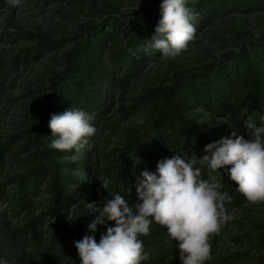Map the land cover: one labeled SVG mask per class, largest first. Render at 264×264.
<instances>
[{"label": "trees", "instance_id": "1", "mask_svg": "<svg viewBox=\"0 0 264 264\" xmlns=\"http://www.w3.org/2000/svg\"><path fill=\"white\" fill-rule=\"evenodd\" d=\"M7 6L6 0H0V10ZM188 6L195 7L199 12V17L194 22L197 34L231 13L264 10V0H197L195 4L193 0H188ZM156 14L159 20V10ZM157 23L140 29L125 28L123 34L120 31L123 22L117 17L108 16L99 23L87 24L73 48L64 54V71L51 82L52 93L44 100L42 120L34 142L41 143V138L51 135L52 131L48 127L51 115L61 113L69 107L86 110L92 116L90 123L97 130L101 120L107 116L112 103L109 98L115 89L128 88L149 62L161 56L158 50L145 53L140 47L141 41L150 39L154 34ZM14 35L26 41L32 37L22 31ZM35 37L39 40L37 47L20 51L13 57V63H20V58L23 62L29 61L30 53L33 59H39L48 52L61 49L64 42L44 36ZM125 38L127 41H124ZM96 81L101 83L98 92L92 89V84ZM103 88L109 93L103 92ZM159 91H166V95L176 99V108L180 107L178 111L175 108L164 112L148 130L136 136L125 148L107 154L99 152L101 160L98 161L104 166V171L98 174L95 182L85 180L82 184H73L81 193L67 192L68 183L74 178L63 173L66 166L60 161L68 152L52 149L49 147L50 143L42 148L37 147L35 156L39 157V161L31 170L18 178L0 183V223L14 240L21 238L23 242L29 241L35 246L30 252H25L28 251L25 248L21 259L23 264H80L77 249L71 245L74 234L78 232L77 240L84 235H94L99 242L106 227L98 225L93 233L68 219L65 209L73 206L75 200L85 203L87 197L109 198L118 192L130 204H134L137 202L135 174H141L144 169L155 171L158 160L171 157L175 152L184 154L186 159L190 156L202 158L207 143L212 142L215 137L230 135L234 130L248 138L244 120L251 117L259 124L264 118V39L244 43L239 54H225L217 63L199 73L177 74L172 86ZM192 105L206 113L217 115L225 124L205 133L204 124L187 119L183 114L184 111L193 109ZM94 137L95 134L88 137L86 144L92 142ZM17 141L16 138H11L0 145V164L5 155L14 156L12 148ZM81 159L86 164L82 173L88 176L92 173L94 164L87 150L81 153ZM196 166L201 168L203 179L222 183V191H227L233 197L231 203L226 204L228 211L246 199L236 191V182L226 174V168L230 165L214 172L206 166V162ZM104 180L108 181L106 189L102 187ZM16 181L10 189L6 188V185ZM96 182V186H91ZM43 189L51 197L50 203L43 207L45 212L38 217H31L36 210L35 197ZM88 191L91 195H87ZM10 217L24 222L18 227H12V221L8 220ZM53 220L50 230H45V223ZM46 233L49 236L45 240ZM213 235L210 236L211 247ZM260 241L264 244V238ZM256 264H264V261Z\"/></svg>", "mask_w": 264, "mask_h": 264}, {"label": "rangeland", "instance_id": "2", "mask_svg": "<svg viewBox=\"0 0 264 264\" xmlns=\"http://www.w3.org/2000/svg\"><path fill=\"white\" fill-rule=\"evenodd\" d=\"M196 1L193 0V3ZM159 4L160 0H25L19 7L8 5L0 10V145L11 138L18 140L12 148L14 156L5 155L0 164V183L31 170L39 161V157L35 156L37 147L42 148L54 139L51 134L41 138V143L34 142L42 120L44 100L52 93L51 82L64 71V54L73 48L85 26L112 16L123 22L121 34L125 28L140 29L158 22L156 12ZM18 31L31 34L34 38L26 41L16 37L14 34ZM35 36L64 42L61 49L48 52L39 59H33L30 53L29 61L23 62L20 58V63H13V57L20 51L37 47L39 40ZM261 39H264V10L231 13L198 32L195 40L175 59L160 56L149 62L128 88H116L109 98L112 103L107 116L101 120L93 141L84 145L86 149L64 151L68 153L60 161L66 166L63 173L74 178L68 183L67 192L81 193L73 184H82L85 180L97 181L98 174L104 171V166L99 162V152L107 154L125 148L136 136L148 130L160 115L176 108V99L166 95L167 90L162 92L159 89L172 86L177 74L199 73L217 63L225 54H239L244 43ZM99 84L96 81L92 89L100 91ZM102 90L107 92L104 88ZM183 114L187 119L204 124L205 133L225 124L222 118L206 113L197 106ZM139 120H143V123L139 124ZM218 139L215 137L212 141ZM85 150L94 164L88 176L82 173L86 164L81 159V153ZM80 164L82 166H78ZM135 176L139 178L140 174L136 173ZM16 183L6 185V188L10 189ZM87 193L91 195L89 191ZM91 197H87L85 203L75 200L73 206L65 209L69 220L86 229L99 214L98 210L106 199L102 196L98 199ZM50 200L44 189L39 192L34 201L36 210L31 217L45 212L43 207ZM228 213L233 219L213 235L211 259L206 264H256L264 261V244L260 241L264 238V202L251 203L245 199ZM1 218L0 215V222ZM9 219L12 227L24 222L16 217ZM53 223L54 220L46 222L45 230H50ZM113 224L106 221L107 226ZM160 226L153 222L147 237H139L145 250L151 253V259L142 264H181L177 242L172 241L166 228ZM48 236L49 233H46L45 240ZM78 237L77 232L72 237L71 245ZM45 240L43 245L46 244ZM34 248L29 241L25 243L21 238H11L6 227L0 223V257L6 258L9 264H23V251L30 252Z\"/></svg>", "mask_w": 264, "mask_h": 264}, {"label": "clouds", "instance_id": "3", "mask_svg": "<svg viewBox=\"0 0 264 264\" xmlns=\"http://www.w3.org/2000/svg\"><path fill=\"white\" fill-rule=\"evenodd\" d=\"M15 8L25 0H6ZM154 34L141 41L145 53L158 50L163 58L175 59L196 38L195 21L199 12L188 0H160ZM92 116L82 108L69 107L52 114L48 127L54 139L49 147L61 151L83 148L87 138L96 133ZM139 124L143 120L138 121ZM248 138L232 131L229 136L207 143L202 158L175 152L157 161L155 171L144 169L137 178V202L130 204L118 192L103 201L99 214L88 224L93 233L98 225L106 232L99 242L94 235L74 241L80 264H142L151 259L139 237L148 235L153 222L166 227L169 238L177 242L181 264H206L211 259L210 236L233 219L226 208L233 197L222 191L223 184L201 176L198 163L214 171L226 168L236 182V191L251 203L264 202V118L257 124L244 120ZM108 181L102 186L106 189ZM106 221L114 222L107 226ZM0 264L9 261L0 257Z\"/></svg>", "mask_w": 264, "mask_h": 264}]
</instances>
